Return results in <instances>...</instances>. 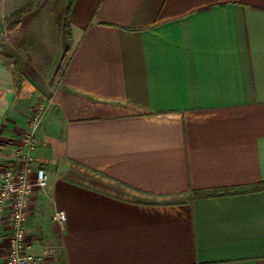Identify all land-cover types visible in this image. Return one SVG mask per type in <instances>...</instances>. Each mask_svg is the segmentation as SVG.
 I'll return each instance as SVG.
<instances>
[{"label":"crops","instance_id":"obj_1","mask_svg":"<svg viewBox=\"0 0 264 264\" xmlns=\"http://www.w3.org/2000/svg\"><path fill=\"white\" fill-rule=\"evenodd\" d=\"M69 2L40 37L19 32L30 11L0 50V183L12 166L33 184L27 252L44 264H264V0H75L59 72Z\"/></svg>","mask_w":264,"mask_h":264},{"label":"built area","instance_id":"obj_2","mask_svg":"<svg viewBox=\"0 0 264 264\" xmlns=\"http://www.w3.org/2000/svg\"><path fill=\"white\" fill-rule=\"evenodd\" d=\"M42 107L38 106L31 118L29 129L22 137V142L32 146L35 135L42 123ZM36 185L44 189L48 184V174L44 167H38L35 172ZM33 184L28 179L26 172L17 171L12 166L4 170L0 183V210H3L7 203L10 204L11 234L8 236L7 264H44V258L27 252L28 241L26 233V220L31 205V194ZM53 220L64 223L67 220L65 210H57L53 214Z\"/></svg>","mask_w":264,"mask_h":264},{"label":"rangeland","instance_id":"obj_3","mask_svg":"<svg viewBox=\"0 0 264 264\" xmlns=\"http://www.w3.org/2000/svg\"><path fill=\"white\" fill-rule=\"evenodd\" d=\"M68 0H0V50L5 53L7 47L12 48L13 30L23 22L30 11L29 18L24 22L21 34L28 32L40 33L41 28L51 24L52 19L64 15V7ZM59 15V16H58ZM35 30V31H34ZM40 37V34L38 35ZM44 42V40H43ZM37 46V40H32ZM30 44V42L28 43Z\"/></svg>","mask_w":264,"mask_h":264},{"label":"trees","instance_id":"obj_4","mask_svg":"<svg viewBox=\"0 0 264 264\" xmlns=\"http://www.w3.org/2000/svg\"><path fill=\"white\" fill-rule=\"evenodd\" d=\"M74 2H75V0H70L68 6L66 8V12H65L64 31H65V36H66L68 48H67V52L64 56L63 62L61 63V67H60L59 72L62 70L64 64L66 63L67 53L70 50V47L72 45V30H71V24L69 22V16H70Z\"/></svg>","mask_w":264,"mask_h":264}]
</instances>
